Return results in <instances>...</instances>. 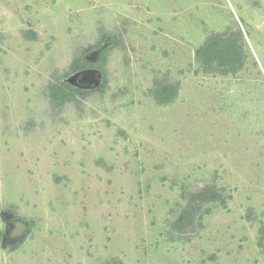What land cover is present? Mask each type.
Instances as JSON below:
<instances>
[{
  "label": "rangeland",
  "instance_id": "1",
  "mask_svg": "<svg viewBox=\"0 0 264 264\" xmlns=\"http://www.w3.org/2000/svg\"><path fill=\"white\" fill-rule=\"evenodd\" d=\"M0 264H264V0H0Z\"/></svg>",
  "mask_w": 264,
  "mask_h": 264
},
{
  "label": "trees",
  "instance_id": "2",
  "mask_svg": "<svg viewBox=\"0 0 264 264\" xmlns=\"http://www.w3.org/2000/svg\"><path fill=\"white\" fill-rule=\"evenodd\" d=\"M218 43L219 42L215 43L214 40L212 39V42L208 41L207 44H205L203 46L205 49V53L206 54L208 53L207 62L209 65L214 61L219 66H224L223 62H226L227 60L229 61V63H232V64L236 60H238L237 59L238 53H237V50L235 49L236 47L234 45L229 46L228 51L221 52V51H225V50H221V47L219 48ZM218 50H220V53L217 52ZM199 51H203V50H199ZM239 64H241V63H239ZM210 196H211V194H209V192H207L206 197L209 198Z\"/></svg>",
  "mask_w": 264,
  "mask_h": 264
},
{
  "label": "water",
  "instance_id": "3",
  "mask_svg": "<svg viewBox=\"0 0 264 264\" xmlns=\"http://www.w3.org/2000/svg\"><path fill=\"white\" fill-rule=\"evenodd\" d=\"M26 224L22 219H15L12 227L7 231V237L9 241L20 238L26 231Z\"/></svg>",
  "mask_w": 264,
  "mask_h": 264
},
{
  "label": "flooded vegetation",
  "instance_id": "4",
  "mask_svg": "<svg viewBox=\"0 0 264 264\" xmlns=\"http://www.w3.org/2000/svg\"><path fill=\"white\" fill-rule=\"evenodd\" d=\"M5 218L7 219V215L5 216ZM8 221L10 222V221H11V219L9 218V219H8Z\"/></svg>",
  "mask_w": 264,
  "mask_h": 264
}]
</instances>
